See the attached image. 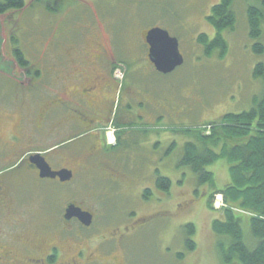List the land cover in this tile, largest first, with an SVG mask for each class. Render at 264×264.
Returning <instances> with one entry per match:
<instances>
[{"label": "rangeland", "instance_id": "rangeland-1", "mask_svg": "<svg viewBox=\"0 0 264 264\" xmlns=\"http://www.w3.org/2000/svg\"><path fill=\"white\" fill-rule=\"evenodd\" d=\"M57 1L25 0L24 8L0 15V61L8 60L5 55H12L9 49L15 44L31 61L48 63L43 57L46 58L45 51L53 48L55 35L59 51L64 52L70 47L68 37L71 33L66 35L59 29L58 16L63 17L64 14L51 7ZM220 1L60 0L61 6H67L62 11L66 8L67 13L75 10V14H69L66 19L71 20L70 23L74 19L75 33L84 31L91 21L96 26L97 21L89 17L96 13L104 14L103 22H100L106 32L118 28L113 31L115 40L128 48L127 58L130 53L133 61L127 69L126 79L118 88L119 95L126 97L129 86L144 79L149 84L162 85L163 89L156 91L155 96H166L170 100L166 107L173 108L174 104V108L181 111L177 116H169L165 112L164 117L158 120L164 126L178 127L176 131L155 128L138 131L142 142L139 150L148 155L166 151L170 142L167 137L174 139L176 146L171 148L168 160L140 162L136 179L124 182L126 188L120 190L121 193H109L103 189L106 179L100 172L79 173L71 184L56 180L51 183L46 180L30 182L25 189L26 200L22 201L19 209L23 211L25 208L27 218L34 222H27L26 233L32 234L29 238L39 250L47 247L49 250L52 244H62L60 262H66L83 248L98 257L94 264H238L237 259L231 263L224 262L218 245L219 236L213 230L214 220L220 218L227 207L218 189L230 181L229 160L221 157L207 166L214 173L215 186L200 185L192 169L180 163L185 143L197 141L198 132L203 136L212 133V126H207L211 121H222L225 113L249 110L253 98L264 93V76L254 75L256 65L264 63V54H256L253 50L255 43H264V34L259 39L250 37L248 22L249 7H263L262 2L234 0L236 25L234 29L222 32L227 51L224 53L217 49L208 55L204 52L200 36L206 34L211 40L217 35L207 17ZM80 10L89 15L80 19ZM156 25L178 38L185 56V64L169 75L148 70L146 66L149 62L145 59L143 32ZM262 28L264 30V22ZM93 43L90 37L85 41L88 46ZM122 65L115 72L119 81L125 74V64ZM185 129H193L194 137L191 138ZM156 169L172 180L169 191L157 187ZM152 171L154 176L149 177ZM143 175L146 179L142 178ZM146 188L151 189L148 198L143 196ZM72 201L95 212L96 221L91 229L80 231L73 225L69 229L70 236H62L58 233L60 227H41L44 221L60 218L65 206ZM235 210L243 214L247 237L251 234L248 212ZM134 223H143L144 227L134 232ZM189 224L195 225L192 236L187 233ZM56 226H59L58 222ZM188 239L195 242L194 250L187 248Z\"/></svg>", "mask_w": 264, "mask_h": 264}, {"label": "flooded vegetation", "instance_id": "flooded-vegetation-1", "mask_svg": "<svg viewBox=\"0 0 264 264\" xmlns=\"http://www.w3.org/2000/svg\"><path fill=\"white\" fill-rule=\"evenodd\" d=\"M60 3L58 0L51 7L64 14L63 17L58 16L59 29L66 35L71 33V37L67 36L71 48L59 51L55 35L53 48L45 51L46 58L43 57L48 63L31 61L15 44L9 49L12 57L6 54L8 60L0 61V264L97 263L98 257L83 248L73 256L70 254L66 262H60L62 244H52L49 250L48 247L39 250L31 242L29 237L32 234L26 233V227L29 222H34L27 218L25 208L23 211L19 209L22 201L26 200V186L43 180L71 184L79 173L100 172L106 179L103 189L109 193H121L120 190L126 188L124 182L136 179L140 162L168 160L171 148L176 146V141L167 137L170 142L166 151L148 155L139 150L142 142L138 131L154 128L176 131L178 127L164 126L158 120L164 117L165 112L169 116H177L181 110L175 109L174 104L173 108H167L170 100L164 95L155 96L156 91L163 89L162 85L149 84L144 79L129 86L126 97L119 95L118 88L126 79L127 69L133 61L130 53L127 58L128 48L115 40L114 32L118 28H113L114 32H106L101 25L104 14L96 13V16H89L97 21L96 26L91 21L84 31L75 33L74 19L71 23V20H66L69 14H75V10L67 13L66 8L62 11L67 6ZM81 10L79 18L85 19L89 14ZM153 27L143 32L145 59L149 62L146 66L148 70L162 73L152 62L146 41V33ZM89 37L94 42L90 46L85 44ZM180 51L184 55L181 48ZM122 64H125V74L119 81L115 72L123 67ZM38 154L45 158L53 171L70 170L72 178L63 181L59 176L42 177L35 162ZM156 170L157 185L158 177L164 176ZM151 176H154V171ZM142 178L146 179L144 175ZM150 190L146 188L143 196L148 198ZM72 203L93 214L90 225H85L78 217L65 218L66 209ZM62 213L60 218L44 221L41 227H60L59 235L70 236L69 229L73 225L76 230H89L96 221L91 208L75 201L69 202ZM57 222L59 226H56ZM142 227L143 223L133 224L134 232ZM79 259L83 261L79 262Z\"/></svg>", "mask_w": 264, "mask_h": 264}, {"label": "trees", "instance_id": "trees-1", "mask_svg": "<svg viewBox=\"0 0 264 264\" xmlns=\"http://www.w3.org/2000/svg\"><path fill=\"white\" fill-rule=\"evenodd\" d=\"M261 2L263 7L250 6L248 10L250 37L254 39L264 34V0ZM233 3L234 0H221L212 7L207 20L217 30V35L210 40L206 34H201L200 41L206 54L210 55L217 49L224 53L227 51L222 32L232 30L236 25ZM25 6V0H0V15ZM253 50L256 54H264V43H255ZM254 75L264 76L263 62L256 65ZM210 125L213 130L209 136L199 135L198 132L197 141L186 143L180 163L192 169L200 185L215 186L214 173L207 166L221 157L229 160L230 181L224 188L218 189L227 207L222 216L213 222V230L219 236V249L225 263L237 259L238 264H264V93L253 98L249 110L225 113L222 121ZM193 131L185 129L191 138L194 137ZM157 186L169 191L172 180L158 177ZM147 194L150 195V192ZM236 208L248 212L251 234L247 237L243 214L237 213ZM186 228L188 235L195 233L194 224ZM195 247V242L188 239L187 248L194 250Z\"/></svg>", "mask_w": 264, "mask_h": 264}, {"label": "water", "instance_id": "water-1", "mask_svg": "<svg viewBox=\"0 0 264 264\" xmlns=\"http://www.w3.org/2000/svg\"><path fill=\"white\" fill-rule=\"evenodd\" d=\"M146 41L150 46V58L158 71L168 74L184 64L185 58L180 51L179 40L167 29L160 26L149 29L146 33ZM35 162L41 169L42 177L59 176L63 181L72 178L73 174L70 170L53 171L41 154L37 155ZM72 217H78L85 225H90L93 214L72 203L66 209L65 218L71 219Z\"/></svg>", "mask_w": 264, "mask_h": 264}]
</instances>
